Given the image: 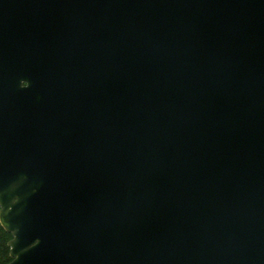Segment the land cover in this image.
I'll return each instance as SVG.
<instances>
[{
	"label": "water",
	"instance_id": "95a60500",
	"mask_svg": "<svg viewBox=\"0 0 264 264\" xmlns=\"http://www.w3.org/2000/svg\"><path fill=\"white\" fill-rule=\"evenodd\" d=\"M8 264H264V0H0Z\"/></svg>",
	"mask_w": 264,
	"mask_h": 264
},
{
	"label": "trees",
	"instance_id": "16d2710c",
	"mask_svg": "<svg viewBox=\"0 0 264 264\" xmlns=\"http://www.w3.org/2000/svg\"><path fill=\"white\" fill-rule=\"evenodd\" d=\"M12 235L0 224V264H8L11 261L10 247L8 245Z\"/></svg>",
	"mask_w": 264,
	"mask_h": 264
}]
</instances>
